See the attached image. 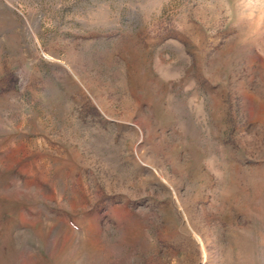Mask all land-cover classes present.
Returning <instances> with one entry per match:
<instances>
[{
	"label": "rangeland",
	"instance_id": "obj_1",
	"mask_svg": "<svg viewBox=\"0 0 264 264\" xmlns=\"http://www.w3.org/2000/svg\"><path fill=\"white\" fill-rule=\"evenodd\" d=\"M0 264H264V0H0Z\"/></svg>",
	"mask_w": 264,
	"mask_h": 264
}]
</instances>
